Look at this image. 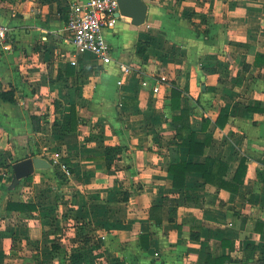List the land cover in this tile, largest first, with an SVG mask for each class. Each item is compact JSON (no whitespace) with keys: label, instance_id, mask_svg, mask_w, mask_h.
<instances>
[{"label":"crops","instance_id":"1","mask_svg":"<svg viewBox=\"0 0 264 264\" xmlns=\"http://www.w3.org/2000/svg\"><path fill=\"white\" fill-rule=\"evenodd\" d=\"M84 1L0 0L12 27L0 46V154L51 164L0 191V263L56 264L54 242L85 231L78 264H264V112L249 110L264 108V0H144L143 25L121 15L105 30L109 65L75 59L67 17ZM173 85L196 141L211 138L202 155L181 146L180 160L210 171L220 160L232 182L245 158L237 193L195 171L173 187ZM10 201L37 209L9 212Z\"/></svg>","mask_w":264,"mask_h":264},{"label":"trees","instance_id":"2","mask_svg":"<svg viewBox=\"0 0 264 264\" xmlns=\"http://www.w3.org/2000/svg\"><path fill=\"white\" fill-rule=\"evenodd\" d=\"M182 96H183V91L179 89L176 85H173L172 94H171V108L173 111H179V114L175 115L172 121H173V126L177 128V134L175 140H178L180 142L179 144H177V149L175 150V153L172 155L171 162L169 164V173L173 175V187L179 190L184 188L186 184L187 173L190 171H195L202 174L206 183L228 190L231 193H237L239 191L240 185L243 184L244 177L246 174L245 158L242 159L241 164L238 167L237 173L232 182H229L225 179V176L227 175L229 170L228 164L220 160L215 161L214 169H212L211 171L209 170L208 162H206V164H193V163L183 162L180 160L178 149L181 146L187 147L191 155H202L204 153L205 148L211 142V138L209 137L207 138V141L205 143H199L196 141V134L192 131L190 124L189 106L186 105L185 108H181ZM3 99L9 102L14 101L12 97L9 98V95L7 96L6 94L3 95ZM249 110L264 112V108H261L259 106L249 108ZM72 114H73V120H76L75 107L72 108ZM227 119H228L227 114L223 113L218 118L217 124L220 127H222L224 125V122L226 123ZM32 121L34 123L35 130H38L39 127H37V125L40 124V118L33 116ZM204 129H206V126H204ZM58 177L62 181H64L66 175L64 173H59ZM31 178L32 176L27 177L28 180ZM175 203H176L175 205L178 204L177 201ZM36 209H37L36 206L30 203L10 201L7 204V211L9 212L18 211V212L31 213ZM156 209L157 208H155L154 210L156 211ZM157 223L161 224V220H157ZM142 238L144 241L142 246L145 248L148 247L149 236L145 235L142 236ZM54 248L58 249V247L56 246ZM78 259L76 257V259L73 262H76V264H78L79 263ZM224 262L225 260L222 261V264H224Z\"/></svg>","mask_w":264,"mask_h":264},{"label":"built area","instance_id":"3","mask_svg":"<svg viewBox=\"0 0 264 264\" xmlns=\"http://www.w3.org/2000/svg\"><path fill=\"white\" fill-rule=\"evenodd\" d=\"M120 8L118 0H86L73 4L67 17V30L74 46L75 59L85 56L101 61L104 65L113 62L114 52L109 44L105 30L113 29L119 20ZM11 33V27L0 22V46H4ZM73 64L77 61L73 60ZM124 73L130 72V67L121 65ZM122 84V82H119ZM148 83L143 82L146 86ZM159 87H155L157 93ZM67 176L71 171L66 164H60Z\"/></svg>","mask_w":264,"mask_h":264},{"label":"rangeland","instance_id":"4","mask_svg":"<svg viewBox=\"0 0 264 264\" xmlns=\"http://www.w3.org/2000/svg\"><path fill=\"white\" fill-rule=\"evenodd\" d=\"M205 11V10H204ZM206 20V19H204ZM9 25V24H8ZM10 26V25H9ZM11 27V26H10ZM12 28V27H11ZM50 133V132H49ZM46 135V134H45ZM51 137H55L54 134H49ZM49 135H47L49 137ZM58 135H56L57 137ZM9 135L4 134V135H0V143L2 141H6V143L9 145L10 139H9ZM4 142L3 145L6 144ZM8 147V146H7ZM8 148H6L7 150ZM9 150V149H8ZM5 152V153H3ZM2 153L4 155L0 154V191L4 190L7 193H14L12 191L16 190V186L17 184H15V173H14V168H13V158L14 154H7L8 151H2ZM27 190L25 189L24 192H26ZM14 195V194H12ZM14 217V216H13ZM1 218V216H0ZM69 242L65 243L64 241L61 242L60 239L56 240L53 244V246L58 247V249L60 250V259L57 260L56 264H76V262H73L76 257L77 259L79 257H81V252H82V243L86 242L87 239V234L85 233V231L82 234H78V236L76 235H70L66 237ZM80 243V244H79ZM29 250H31V248H29ZM68 259V262L67 260ZM1 264V263H0ZM3 264V263H2ZM7 264H11L10 262H8ZM27 264H53V263H49V262H45L43 260L37 261L35 262H28Z\"/></svg>","mask_w":264,"mask_h":264},{"label":"water","instance_id":"5","mask_svg":"<svg viewBox=\"0 0 264 264\" xmlns=\"http://www.w3.org/2000/svg\"><path fill=\"white\" fill-rule=\"evenodd\" d=\"M119 15L132 18L136 26L143 25L147 20L149 5L144 0H118ZM51 164L45 159L29 158L14 164L15 184L33 174L37 169H49Z\"/></svg>","mask_w":264,"mask_h":264}]
</instances>
